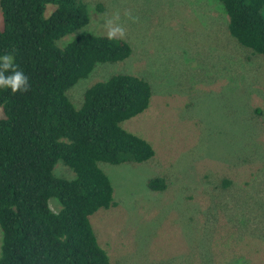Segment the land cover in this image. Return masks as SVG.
Segmentation results:
<instances>
[{"label":"rangeland","instance_id":"374dc122","mask_svg":"<svg viewBox=\"0 0 264 264\" xmlns=\"http://www.w3.org/2000/svg\"><path fill=\"white\" fill-rule=\"evenodd\" d=\"M85 2L90 20L78 33L106 35V21L119 14L131 55L96 65L68 90L73 106L117 74L151 88L148 108L122 128L149 142L154 156L99 164L116 206L90 223L111 264H264V58L229 36L218 1ZM53 173L74 178L62 162ZM153 178L164 190L148 188ZM48 204L60 209L56 199Z\"/></svg>","mask_w":264,"mask_h":264},{"label":"trees","instance_id":"16d2710c","mask_svg":"<svg viewBox=\"0 0 264 264\" xmlns=\"http://www.w3.org/2000/svg\"><path fill=\"white\" fill-rule=\"evenodd\" d=\"M214 1L226 11L229 36L264 58V0ZM0 11V56L13 54L30 84L27 92L0 89V264H111L90 223L97 211L116 206L99 164L154 156L149 142L122 128L148 108L150 85L113 75L87 88L75 108L68 90L96 65L126 60L128 42L79 34L90 20L85 0H0ZM58 162L73 179L53 173ZM147 186L165 188L161 178Z\"/></svg>","mask_w":264,"mask_h":264},{"label":"clouds","instance_id":"9594fccd","mask_svg":"<svg viewBox=\"0 0 264 264\" xmlns=\"http://www.w3.org/2000/svg\"><path fill=\"white\" fill-rule=\"evenodd\" d=\"M126 15L130 14L126 13ZM119 20V14H115L106 21V35L109 40L125 37L126 31ZM29 88L28 77L14 63V55L6 52L0 56V89H10L14 94L18 91L27 92Z\"/></svg>","mask_w":264,"mask_h":264}]
</instances>
